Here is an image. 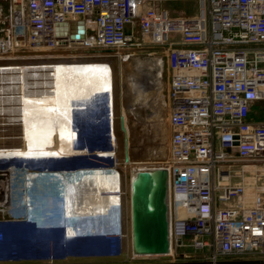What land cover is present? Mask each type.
Segmentation results:
<instances>
[{"label": "built area", "instance_id": "obj_1", "mask_svg": "<svg viewBox=\"0 0 264 264\" xmlns=\"http://www.w3.org/2000/svg\"><path fill=\"white\" fill-rule=\"evenodd\" d=\"M161 1L10 0L0 17V57L12 51L114 48L102 53L127 59L133 48L163 46L172 132L166 159L146 164L168 170L170 260H176L174 255L191 259L194 250L203 248L213 261L218 256L264 258V117H254L264 111V0H197L198 11L190 16L172 15ZM76 17L84 22L78 38L69 36L78 28ZM66 20L72 22L65 33H56V23ZM114 117L108 93L72 114L74 147L92 167L108 170L119 164L111 135ZM101 149L112 153L100 156ZM15 157L0 155V173L73 172ZM0 210L17 215L6 203L0 202ZM2 225L0 219V240ZM122 235L123 226L115 224L100 239V248L90 245L77 254L50 241L33 256H114L123 250ZM144 256L131 250L129 260ZM23 257L18 248L0 244V261Z\"/></svg>", "mask_w": 264, "mask_h": 264}, {"label": "bare ground", "instance_id": "obj_2", "mask_svg": "<svg viewBox=\"0 0 264 264\" xmlns=\"http://www.w3.org/2000/svg\"><path fill=\"white\" fill-rule=\"evenodd\" d=\"M44 53V51L36 50L27 53L30 54L27 56L39 57ZM15 56L17 55L9 54L7 57ZM124 60L126 61V59ZM121 68L122 77L120 76V80L123 91L127 86L137 91L136 93L141 94L143 90L154 85V83H156L155 87L160 89L161 82L149 81L142 71L134 73L129 67L123 68V61L121 62ZM97 93H108L113 107V70L106 61L57 60L36 64H0V155L26 158H63L70 154L79 153L80 150L74 147L76 132L73 128L72 114L76 111L75 109L77 111L83 109L88 99ZM128 94L130 93L128 92ZM158 99L159 97H153L151 100L159 108L156 105ZM132 108L134 107L132 106ZM124 109L122 104L121 111L123 113L126 111ZM124 116L125 126L129 134V125L125 113ZM14 126L18 127L16 136L3 134L6 129L14 130ZM111 135L116 141L114 121ZM9 137H14L13 139H18L21 143L9 144L2 142L3 139ZM98 152L100 156H108L112 153V150L102 149ZM137 160L138 157H131L129 152V160L126 163L132 164V169L135 170L147 167L146 162H152L142 159H140L141 161ZM86 169L87 172H85ZM75 171L81 173L73 180L77 179V184L82 181L81 185L84 186L80 191L78 189L79 193L74 187L76 185L71 190L70 188L66 190V194H64L65 212L66 214L82 216L81 221L85 222V226L88 227L90 232H93L95 224L100 225L106 222L109 204L112 201H119V194H113L110 191H120V173L115 168L107 170L100 167H83ZM17 172L19 170H12L11 174ZM9 175L10 172L4 174V181L2 182L6 194L8 192L7 178H9ZM4 200L5 198L0 199V202L5 203ZM67 217V222L73 219V216L67 215ZM73 230V228H70L68 232L72 233ZM95 230L101 231L99 228ZM144 255L150 256L153 254Z\"/></svg>", "mask_w": 264, "mask_h": 264}, {"label": "rangeland", "instance_id": "obj_3", "mask_svg": "<svg viewBox=\"0 0 264 264\" xmlns=\"http://www.w3.org/2000/svg\"><path fill=\"white\" fill-rule=\"evenodd\" d=\"M10 0H0V17H4L9 8ZM166 5L172 10V13L179 15H186L189 13H194L198 9V4L195 0H166ZM174 7V8H173ZM172 37H177V34H172ZM161 47L153 43L146 44L145 47H136L131 49V55L126 59H120L114 54H103L101 50H87V49H75V52L62 51V50H44V54L39 57H28L23 56L20 52H10L9 54H15V57H0V64L9 63H43L52 62L57 60L62 61H106L108 62L113 70V92H114V124L116 133L115 142V155L119 161L118 165H115V169L120 173L121 181V193H122V226L123 235L121 240L123 243V250L120 254L114 256L105 255H89V256H77L69 254L68 258L77 262V264H87L89 261L98 264H124V263H145V262H158L163 260L158 255H150L139 257L135 261L129 260V255L131 253V238H130V208H129V176L132 170V164L126 163L123 160V133L119 128V112L121 111V106H124V113L127 116V122L129 125V152L131 157L144 160L159 162L166 159L168 155V141L171 136L172 126L168 118V99L166 95V84L168 80V69L166 65L165 58L162 56L163 53ZM85 50V51H84ZM122 50V49H121ZM83 51V52H82ZM123 51H128L124 50ZM77 52V53H76ZM82 52V53H81ZM49 53V54H48ZM54 53V54H53ZM60 53L71 54L69 56L66 54L64 56H57ZM7 54V56L9 55ZM68 56V57H67ZM162 56V57H160ZM159 58H162L159 59ZM123 61V68L129 67L132 72L142 71L151 82H161L160 89L156 88L154 85L148 86L145 90L140 93L132 90L133 88H128L126 86L125 91L120 87L122 68L121 62ZM126 64H125V62ZM125 64V65H124ZM121 69V70H120ZM121 72V73H120ZM121 76V77H120ZM145 83V82H144ZM132 90V92H130ZM128 92L130 94H128ZM135 92V93H134ZM126 93V95H125ZM103 93L94 94L88 101L96 100L97 97L102 96ZM123 94V96H122ZM159 94V95H158ZM99 95V96H98ZM128 95V96H127ZM126 96V97H125ZM131 96V97H130ZM159 97L158 103L155 106L153 104V99ZM123 102V103H122ZM132 106L134 108H132ZM254 107H257L255 105ZM77 111V109H75ZM83 110L79 109L78 111ZM159 110V111H158ZM128 111V113H127ZM254 117L261 118L264 117V111L260 116L254 115ZM144 120V121H143ZM131 127V128H130ZM103 143H107L108 139L105 134L102 135ZM13 141L9 138L2 140L4 143H9ZM16 143H21L20 140ZM102 150V149H101ZM17 160H22V156H16ZM100 158V157H99ZM144 158V159H143ZM39 161L52 162L53 166L59 167H69L73 172L66 173H53L59 175L61 180H73L76 178L80 171L77 173L75 170L83 167L91 168L89 160L83 153H74L65 157H44L37 158ZM102 159V157L100 158ZM108 161L109 166H113L112 159H105ZM157 164V163H153ZM20 171V169H19ZM22 171V170H21ZM87 172V169L86 171ZM47 173V174H49ZM77 218V217H75ZM73 218V219H75ZM81 218V217H80ZM77 220V219H76ZM102 235H82L83 240H72L76 237L64 236L62 233L59 234H48L46 237L48 241H55L63 244L69 249V252L81 254V250L88 246H94L100 248L104 243L100 241ZM81 237V236H80ZM89 237V238H88ZM97 237V238H95ZM78 239V238H77ZM208 251L207 248L194 250L195 254L192 255L191 259H208L205 252ZM176 260H184L183 256L174 255ZM218 260L227 259V257L218 256ZM151 264V263H149Z\"/></svg>", "mask_w": 264, "mask_h": 264}, {"label": "crops", "instance_id": "obj_4", "mask_svg": "<svg viewBox=\"0 0 264 264\" xmlns=\"http://www.w3.org/2000/svg\"><path fill=\"white\" fill-rule=\"evenodd\" d=\"M195 1L198 4V1ZM159 5L167 8L172 15H179L175 14L174 12L172 13L173 9L170 10V8L166 5V0H162ZM197 11L198 9H196L194 13H189L184 16L194 15ZM76 18L80 19V17ZM161 49L163 48L161 47ZM13 128L15 129L4 130L3 134L6 136H16L18 127L14 126ZM9 138L13 140L9 142V144H15L18 140L13 139L14 137ZM59 167H61V165H59ZM17 173L11 174L10 172L11 176L9 175V178H7L9 184L7 190L8 192L4 197L6 206L15 207L17 215H10L7 211L0 210V219L3 221L2 229L4 232V236L1 238L0 244L1 248L4 249L16 247L20 250V252H23L26 257L21 259L0 261V264H77L76 261L68 258V256L63 259L48 260L47 258H34L33 253L40 246L44 247L48 245L49 239L46 237L48 234H59L61 233V230L64 226L67 227V229H74L76 227L81 228V230L85 229L84 231L87 232L89 231L88 227L85 226V222H82L80 219L82 216H77V214H74V216L73 214H66L65 212L66 218H68L67 215L73 216L72 218H77H75V220L72 219L71 221L60 224L65 218L61 215L60 195L66 194V190L68 188L71 190L74 185H76L74 187L77 189V192L78 189L80 191L83 188L82 186H84L81 185L82 181L77 184V179L75 181L73 180L74 182L72 180H61L59 175L57 176V174L55 175L49 172L40 174L24 170ZM61 181L64 183L61 184ZM2 182L3 181L0 180V187L3 188ZM111 192L113 194H119V201H112L109 204L108 212L106 213L108 214V218L105 223L100 225L92 224L94 225V231L98 228L108 229L110 232L113 230L115 227L114 212H116L117 207H119V202L122 213L121 188L120 191L114 190L110 191V193ZM71 193L73 192L71 191ZM72 240L80 241L83 240V238L81 236ZM87 264L98 263L89 261Z\"/></svg>", "mask_w": 264, "mask_h": 264}, {"label": "water", "instance_id": "obj_5", "mask_svg": "<svg viewBox=\"0 0 264 264\" xmlns=\"http://www.w3.org/2000/svg\"><path fill=\"white\" fill-rule=\"evenodd\" d=\"M72 21H58L55 32L65 33ZM77 30L69 33L70 37H82L84 32L83 19H76ZM90 51H113L114 48L87 49ZM26 51L20 53H31ZM75 52V50H70ZM162 57V56H160ZM162 60V58H159ZM120 87H122L120 82ZM119 128L123 133V160H129V139L125 116L119 112ZM142 159V158H141ZM135 161V160H133ZM137 161H141L138 159ZM132 172H134L132 174ZM0 179L4 175L0 173ZM179 177H175L178 181ZM129 208H130V238L131 250L139 255L156 254L163 258L158 262L142 264H264V258H227L220 260L184 259L170 260L169 216H168V170L164 166H147L131 170L129 176ZM4 191L0 190V199L4 198ZM141 264V263H124Z\"/></svg>", "mask_w": 264, "mask_h": 264}, {"label": "clouds", "instance_id": "obj_6", "mask_svg": "<svg viewBox=\"0 0 264 264\" xmlns=\"http://www.w3.org/2000/svg\"><path fill=\"white\" fill-rule=\"evenodd\" d=\"M60 198H61V203H60V209H61V215L64 216V220L61 221L60 224L62 223H65L67 222V218H66V215H65V196L63 194L60 195ZM119 207H117L116 209V212H114V222L116 225L118 226H122V213H121V205H120V202H119ZM75 220V219H74ZM67 224V223H66ZM101 231H93V232H87V231H84L83 229L81 230V228H74L73 232L72 233H69L68 232V229L67 227H63V229L61 230V233L64 235V236H69V237H80L82 235H94V236H98V235H102L101 237L99 238H104V237H107L108 235H110V230L108 229H100ZM97 238V237H95Z\"/></svg>", "mask_w": 264, "mask_h": 264}]
</instances>
